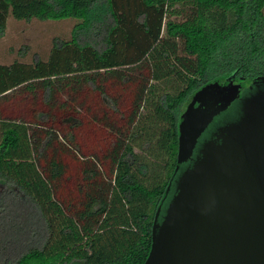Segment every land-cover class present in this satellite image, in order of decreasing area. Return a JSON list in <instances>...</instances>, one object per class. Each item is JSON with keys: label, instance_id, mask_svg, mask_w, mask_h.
Here are the masks:
<instances>
[{"label": "trees", "instance_id": "obj_1", "mask_svg": "<svg viewBox=\"0 0 264 264\" xmlns=\"http://www.w3.org/2000/svg\"><path fill=\"white\" fill-rule=\"evenodd\" d=\"M263 11L264 0H0V37L8 17L73 21L45 59L0 64V264H142L185 166L180 114L222 78L215 69L264 75Z\"/></svg>", "mask_w": 264, "mask_h": 264}, {"label": "water", "instance_id": "obj_2", "mask_svg": "<svg viewBox=\"0 0 264 264\" xmlns=\"http://www.w3.org/2000/svg\"><path fill=\"white\" fill-rule=\"evenodd\" d=\"M234 72L199 88L177 124L176 164L191 162L174 182L160 222L156 210L142 264H264V77ZM252 86L262 91L240 99ZM240 100L192 159L212 119Z\"/></svg>", "mask_w": 264, "mask_h": 264}, {"label": "rangeland", "instance_id": "obj_3", "mask_svg": "<svg viewBox=\"0 0 264 264\" xmlns=\"http://www.w3.org/2000/svg\"><path fill=\"white\" fill-rule=\"evenodd\" d=\"M72 25L73 21L70 19L22 22L8 17L0 37V64L8 65L12 62L29 64L34 54L45 59L50 50L52 38L67 40ZM20 52L23 55L20 56ZM225 74L226 71L223 69H215L210 75L215 79L224 77Z\"/></svg>", "mask_w": 264, "mask_h": 264}, {"label": "flooded vegetation", "instance_id": "obj_4", "mask_svg": "<svg viewBox=\"0 0 264 264\" xmlns=\"http://www.w3.org/2000/svg\"><path fill=\"white\" fill-rule=\"evenodd\" d=\"M231 72H234L233 78L244 77V76L238 75L237 72L234 71V70L231 71ZM231 72H229L227 75H229ZM226 76H224V77H226ZM257 77H264V75L263 76H255V77H252L250 79H255ZM245 78H249V77H245ZM259 91H262V88L260 86L259 87L252 86L250 89H244L240 93V99H244V98L250 97V96L258 93ZM239 116H240V100H234V101H232L230 103V105L223 112L219 113L217 116H215L212 119V121L209 123L207 128L204 130V132L197 139V143H196V145H195V147L193 149V152H192V159L196 156V152H197V150H198V148L200 147L201 144H203L206 141L214 139L213 134L216 133L217 129H219L220 127H222L224 125H227V124H230V123H233V122L237 121ZM190 163L191 162L184 163L185 166L180 171V173L185 168L189 167ZM171 196H172V194L170 195V197ZM167 202L165 203L164 209L166 207ZM164 209H163V212H164ZM162 215H161V217H162ZM160 220H161V218L159 219L158 222H160Z\"/></svg>", "mask_w": 264, "mask_h": 264}]
</instances>
